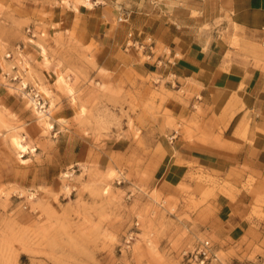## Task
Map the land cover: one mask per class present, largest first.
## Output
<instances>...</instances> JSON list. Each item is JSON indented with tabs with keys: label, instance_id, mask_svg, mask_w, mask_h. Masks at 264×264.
I'll use <instances>...</instances> for the list:
<instances>
[{
	"label": "rangeland",
	"instance_id": "1",
	"mask_svg": "<svg viewBox=\"0 0 264 264\" xmlns=\"http://www.w3.org/2000/svg\"><path fill=\"white\" fill-rule=\"evenodd\" d=\"M150 4L0 0V264H188L182 252L202 239L217 264H264V242L217 235L219 195L233 197L228 180L183 156L219 143L214 117H172L158 74L94 65L99 42L86 41L87 13L105 10L117 24ZM15 75L38 86L53 128ZM13 134L28 152L19 153ZM258 203L254 213L264 219Z\"/></svg>",
	"mask_w": 264,
	"mask_h": 264
},
{
	"label": "crops",
	"instance_id": "2",
	"mask_svg": "<svg viewBox=\"0 0 264 264\" xmlns=\"http://www.w3.org/2000/svg\"><path fill=\"white\" fill-rule=\"evenodd\" d=\"M152 2L124 23L96 7L87 13L93 32L86 41L99 42L94 65L109 73L158 74L172 117H214L219 143L183 156L230 183L233 197L221 193L216 204L219 238L263 243L264 219L254 209L261 202L264 211V0ZM131 39L135 45L128 47ZM26 50L35 65V50ZM14 103L4 99L9 108Z\"/></svg>",
	"mask_w": 264,
	"mask_h": 264
},
{
	"label": "built area",
	"instance_id": "3",
	"mask_svg": "<svg viewBox=\"0 0 264 264\" xmlns=\"http://www.w3.org/2000/svg\"><path fill=\"white\" fill-rule=\"evenodd\" d=\"M123 19V18H121ZM123 20H126L125 18ZM28 32L35 36L33 29L28 28ZM132 35V34H130ZM135 43L133 39L127 42V46H134ZM18 49L21 50V47ZM7 58L14 59V52H9ZM15 68V67H14ZM8 75V74H7ZM12 80H17L20 78V90L29 96L34 104V106L39 110L47 111V101L44 98L42 92L39 90L37 85L29 84L24 82L21 77L15 75ZM183 259L187 261L188 264H217L221 260L218 257L216 251L214 250L213 244L210 239H202L197 242L193 247L187 248L182 252Z\"/></svg>",
	"mask_w": 264,
	"mask_h": 264
},
{
	"label": "bare ground",
	"instance_id": "4",
	"mask_svg": "<svg viewBox=\"0 0 264 264\" xmlns=\"http://www.w3.org/2000/svg\"><path fill=\"white\" fill-rule=\"evenodd\" d=\"M88 4L90 6L93 5L92 2H88ZM45 48V47H44ZM46 50V49H45ZM31 66V65H30ZM60 80L63 81V83L66 84V86L70 89H72L71 85H69L68 82H66L65 80V77L63 75L60 74ZM37 112L39 114V116L42 118V119H45V123L47 124V127L49 129L53 128L54 127V124L52 123V121H50L52 119V114L49 113V111H44V110H39L37 109ZM48 117V118H47ZM47 118V119H46ZM44 121V120H43ZM25 139L23 136H19V135H16V134H13L12 137H11V142L12 144L15 146L16 149H18L19 153H24V152H28V145L24 142ZM23 156V155H22ZM114 172V171H113ZM112 173V172H111Z\"/></svg>",
	"mask_w": 264,
	"mask_h": 264
}]
</instances>
